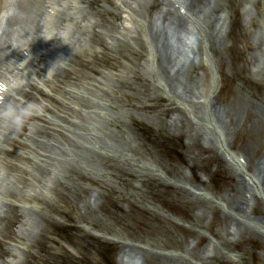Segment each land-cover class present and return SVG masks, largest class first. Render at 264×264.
<instances>
[{
    "label": "rangeland",
    "instance_id": "obj_1",
    "mask_svg": "<svg viewBox=\"0 0 264 264\" xmlns=\"http://www.w3.org/2000/svg\"><path fill=\"white\" fill-rule=\"evenodd\" d=\"M130 1L0 0V110L31 104L40 140L13 148L0 117V264H264V21L245 0L193 20L165 1L185 21L166 54L196 102L149 36L162 0ZM225 15L216 40L203 21ZM228 174L248 223L225 237Z\"/></svg>",
    "mask_w": 264,
    "mask_h": 264
},
{
    "label": "bare ground",
    "instance_id": "obj_2",
    "mask_svg": "<svg viewBox=\"0 0 264 264\" xmlns=\"http://www.w3.org/2000/svg\"><path fill=\"white\" fill-rule=\"evenodd\" d=\"M169 3H174L173 5L176 6L179 10V12L184 15L185 19H189V20H193L194 16H199V15H203L205 13V11H207L208 7H209V0H185V5L187 6L186 9H182L180 6L177 5L178 0H162V2H160L161 4V8L159 10V12L156 14V19H154L155 22H152L151 25H149L150 27V38L152 40H154L158 46V53L159 55H161V58L166 59L164 61V67L162 68V73L165 75V77L167 79H169L171 81V84H175L176 89H180V92L183 93V96H185L188 100H195L196 102H200L199 100H197V98L195 96H193L192 90L191 89V84H183L182 82L178 81V76L180 75V72L183 69L182 67H178L177 65L174 64V62H170V55H167L166 53V46H167V42H168V37H167V33L171 32V31H180L184 25L183 23L185 21H181V18H179L178 16L175 15L174 12H171L170 8L168 7V5H166V2ZM196 1V2H195ZM198 1V2H197ZM246 2V6H244L243 9V15L247 17V19L250 20L254 19V14H257V17H260V21H264V0H245ZM124 3H132V1L130 0H124ZM127 4H121L122 7L126 6ZM157 6L159 5V2L157 0ZM54 8H50V14H52ZM49 18V16H47ZM221 16H210L208 19H205L203 21L204 24L207 25V29L209 28V34L208 35H213V37L218 40L217 38H220L221 34L220 32L222 31V34H226L228 28H229V16L227 17L226 15L223 16L224 20L223 22L219 23V18ZM210 18H213L212 20H210ZM126 26V25H125ZM211 27V28H210ZM113 38H118V36L115 34ZM262 60V59H261ZM264 60V57H263ZM263 65H264V61H263ZM10 92H9V87L8 85H5L3 83L0 82V106L4 105L6 102V100H8V96H9ZM25 97H29L31 98L32 95L29 91L27 92H23L22 94ZM201 99V98H198ZM204 103V102H203ZM23 106H25V103L23 104ZM40 107H43L42 105H40ZM210 107L212 108V110L214 109V105L211 103ZM210 108V109H211ZM39 110L35 111L38 112ZM214 111V110H213ZM218 115V114H216ZM224 119L226 120L228 118L227 115L228 112L223 110V114ZM39 116H35V118H38ZM33 115L30 114V116L27 118V120L21 125L19 126V130L15 132V138L10 139V141H12L10 144L13 148H19V149H24V148H30V145H34V144H40V140L39 142L37 141V139L34 137V132L39 131V128H34L30 127L29 129V134H26L24 130L25 124H28L29 120H31V122H35L33 120ZM37 120V119H35ZM27 126V125H26ZM7 129L5 123L0 119V133H4V131ZM46 138V136H44ZM24 138V139H23ZM28 141L29 144L26 142ZM12 153L14 154V152L12 151ZM241 163V161H240ZM239 165V164H238ZM257 168H259L260 170L264 169L263 166H257ZM242 181L241 184H247L250 183L252 187H254L256 190L259 189L258 187V182L257 179L254 178L253 176H249L247 173L245 174L243 172L242 174ZM226 182H225V195H224V200L222 201V208H224L226 210V212L228 213L229 218L225 219V223H224V236H230L232 234H234L237 229L239 228L240 225L244 224V223H248L247 219L245 217H242L244 214V207L242 204V198H239L238 194V181L236 179H233L231 175H227L226 176ZM260 193V196L263 197V195ZM261 227L259 229H261V232L264 234V221L261 222ZM134 249L132 248H127L128 254L132 255V252ZM130 256V255H129ZM130 258V257H129ZM133 258V257H132ZM174 257H168V256H164V260H166L167 263H171L172 259Z\"/></svg>",
    "mask_w": 264,
    "mask_h": 264
},
{
    "label": "clouds",
    "instance_id": "obj_3",
    "mask_svg": "<svg viewBox=\"0 0 264 264\" xmlns=\"http://www.w3.org/2000/svg\"><path fill=\"white\" fill-rule=\"evenodd\" d=\"M26 39H31V37H26ZM67 44L66 42H64ZM30 58V56H29ZM63 60L57 61L51 69L48 71L51 72L53 69H55L58 65H60ZM32 105L27 104L23 107H17L13 104H8L4 106L2 110H0V117H2L4 120L10 122L13 126L19 127L21 126L27 118L31 114Z\"/></svg>",
    "mask_w": 264,
    "mask_h": 264
}]
</instances>
